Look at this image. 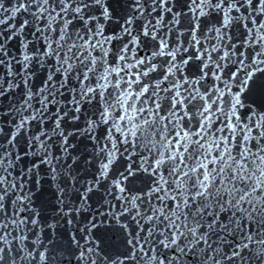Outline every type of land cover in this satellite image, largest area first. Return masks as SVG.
I'll return each instance as SVG.
<instances>
[{"label":"snow or ice","instance_id":"6c2138e0","mask_svg":"<svg viewBox=\"0 0 264 264\" xmlns=\"http://www.w3.org/2000/svg\"><path fill=\"white\" fill-rule=\"evenodd\" d=\"M0 264H264V0H0Z\"/></svg>","mask_w":264,"mask_h":264}]
</instances>
